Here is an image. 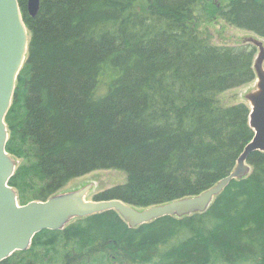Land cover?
Instances as JSON below:
<instances>
[{"label":"trees","instance_id":"1","mask_svg":"<svg viewBox=\"0 0 264 264\" xmlns=\"http://www.w3.org/2000/svg\"><path fill=\"white\" fill-rule=\"evenodd\" d=\"M29 48L6 116L9 185L46 202L103 170L123 183L94 201L138 210L195 197L231 175L255 133L224 105L256 80L252 44L216 45L213 14L264 40V0H18ZM205 213L130 228L116 211L44 231L1 264H264V153Z\"/></svg>","mask_w":264,"mask_h":264},{"label":"water","instance_id":"2","mask_svg":"<svg viewBox=\"0 0 264 264\" xmlns=\"http://www.w3.org/2000/svg\"><path fill=\"white\" fill-rule=\"evenodd\" d=\"M27 10L29 16L35 18L40 10V0H28ZM29 42V31L19 1L0 0V264L17 252L27 251L36 235L63 230L75 219L116 211L130 228H136L166 217L205 213L234 180L251 173L249 157L256 152L264 153V42L252 40L250 44L257 49L254 61L257 88L247 99L251 110L250 127L255 136L238 158L235 170L216 186L198 196L145 210L135 209L120 200L88 201L86 198L93 185L56 195L46 202L20 205L17 192L9 185L17 163L6 149L9 133L5 120L18 75L27 58Z\"/></svg>","mask_w":264,"mask_h":264},{"label":"rangeland","instance_id":"3","mask_svg":"<svg viewBox=\"0 0 264 264\" xmlns=\"http://www.w3.org/2000/svg\"><path fill=\"white\" fill-rule=\"evenodd\" d=\"M226 1L227 0H214V4L221 7L226 3ZM199 30L201 32H207L208 34H210L212 42L220 46L246 44L250 43V41L252 42V40L263 42V39L259 38L255 34H252L248 31H242L228 25L220 18L216 17L213 12H211L208 15L206 21L199 26ZM256 88L257 83L255 80L249 85H245L238 89L228 91L222 95V103L224 105L243 103L247 104L250 107L247 96L255 91ZM125 179V174L118 170L98 171L80 179L73 180L65 189L62 190L61 193H72L83 189L87 185H93L92 190L86 198L88 201H92L97 194L115 185L123 183Z\"/></svg>","mask_w":264,"mask_h":264}]
</instances>
